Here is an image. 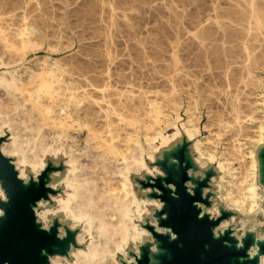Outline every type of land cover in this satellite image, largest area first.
<instances>
[{
	"label": "bare ground",
	"instance_id": "1",
	"mask_svg": "<svg viewBox=\"0 0 264 264\" xmlns=\"http://www.w3.org/2000/svg\"><path fill=\"white\" fill-rule=\"evenodd\" d=\"M212 1L216 3L214 13L205 0H81L86 7L84 16L106 28L105 37L83 51L61 57L48 54L43 72L35 76L38 85H34L32 64L41 58L28 56V52L43 44L48 34L35 24H26L16 30L17 36H11L10 24L0 25V125L6 124L12 138L2 150L19 156L22 177L27 176L28 165L36 175L44 170L49 155L56 163L65 158L67 168L59 180L65 193H51L56 205L42 212L81 228L76 235L80 246L71 250L73 259L57 253L50 256L54 264H122L120 257L131 264L134 257L129 248L139 252L150 240L155 243L154 252H160L151 230L134 218L144 220L155 201L138 194L132 172H152L147 156L154 159L162 146L185 135L200 155L206 154L204 141L196 139L199 128L191 108L201 96L192 67L218 68L209 76L219 89L218 135L227 137L221 143L209 136L205 142L211 149V162L221 173L218 198L232 201L248 218L256 210L264 211L262 162L255 149L245 147L248 139H242L251 136L252 143L264 146V79L258 72L264 66V0H246L249 20L245 31L261 35L257 44L248 36H228L225 29L224 36H213L208 26H220L218 5L223 0ZM157 9L169 12L166 22L175 36L149 45L140 35L146 12ZM190 14L198 28L187 31L193 36H181L179 23ZM3 15L0 12V21L6 19ZM124 31L123 40L114 37ZM93 45L98 48L92 49ZM201 57L204 62L199 63ZM164 82H169L170 93L160 89ZM185 93L189 104L187 118L182 119ZM163 124L174 126L173 135H166ZM47 126L61 144L45 143ZM83 142L86 151L78 153ZM216 148L225 159L216 158ZM196 159L206 167L201 157ZM233 159L237 167L227 163ZM229 168L227 179L223 173ZM235 169L240 177H232ZM52 184L58 189L57 181ZM0 196L6 198L1 184ZM261 260L264 264V256ZM153 262L158 263L154 256Z\"/></svg>",
	"mask_w": 264,
	"mask_h": 264
},
{
	"label": "rangeland",
	"instance_id": "2",
	"mask_svg": "<svg viewBox=\"0 0 264 264\" xmlns=\"http://www.w3.org/2000/svg\"><path fill=\"white\" fill-rule=\"evenodd\" d=\"M81 0H0V12H3L5 20L0 21V25L10 24L12 29L11 36L15 35L18 28L26 26V24H35L43 32L47 33L48 38L36 48L29 49L28 56L39 57L41 60L33 65L34 78L43 72V64L46 57L65 56L70 52H78L85 50V47L91 43L99 41L106 32L96 23L84 16L86 7L82 6ZM178 1V0H177ZM214 4L212 0H205V6L214 13ZM195 5H192L194 7ZM246 0H223L218 5L219 15L221 19L220 26L212 23L208 28L213 32V36H224L223 30L228 32V36L246 37L251 43L257 44L256 38L261 36L259 33L246 34L245 27L248 25L249 12ZM181 7L180 9H182ZM190 8V7H188ZM192 10V9H191ZM195 10H192L194 12ZM148 15L147 22L143 25V31L140 36L145 37L149 41L160 38L173 37L175 33L167 24L169 12L166 9H157L146 12ZM192 15H188L181 23H179L181 36H193L187 31L194 32L197 30L196 24L192 22ZM123 28V27H122ZM36 40L40 41L38 35ZM127 36V31L116 34L117 39L123 40ZM63 44H60V42ZM37 42V43H38ZM152 45V44H151ZM66 48H63L65 47ZM124 45L122 44L121 47ZM59 47V50L56 48ZM92 49L98 48L92 46ZM204 62L201 57L199 63ZM215 63V62H214ZM213 63V64H214ZM216 64V63H215ZM214 64V65H215ZM194 78L199 82V90L201 96L198 98L197 104L191 105L193 115L197 119L198 132L196 139H202L205 146V155H200L193 148V140H189L187 135L182 139H176L169 144L162 146L155 152V158L150 159L147 156L148 165L152 168V172L144 170L142 174L132 172V179L135 181V189L141 197L153 199L155 202L150 203L151 212L144 217V220L138 216H134L135 220L141 225L151 230L152 236L156 240V245L160 252L155 253L153 241H148L138 252L134 247L129 248V255L134 257L131 264H165L166 261L173 260L171 244L180 242V234L176 231L175 215L179 204L184 205L180 191L187 197L192 198L195 206L197 218L200 223L205 220L209 221L205 228L206 244L203 254L211 252L218 242H221L223 249L230 253L227 264H262V256H264V240L257 239V236H264V211L254 212L250 218L240 210H237L233 202L228 199H219V188L217 181L221 173L216 169V164L211 162V149L206 148V138L212 136L213 141H226L227 135H218L219 124L218 116L219 103L216 101V95L219 92L215 82L211 81L209 72L217 71L218 68L209 69L206 65L192 67ZM258 72L262 74L264 79V66L261 65ZM209 80V81H208ZM219 81V80H218ZM34 85H38V77L34 80ZM185 86L184 88H187ZM160 89L165 93H170L171 86L169 82H164ZM217 92V93H216ZM182 107L180 112L182 119L187 118L185 112L189 102L184 94ZM172 113L176 111L170 110ZM209 111V112H208ZM0 184L6 193V198L0 196V210L4 215L0 216V264H15L16 254L24 242L25 232L29 236V245L26 257L29 264H54L50 256L57 253L64 255L69 259H73L71 250L80 246L77 241V232L80 226H73L72 221L66 220L61 216H55L51 212H47L46 222L48 229L43 228L44 220L37 223V212H42L45 207H54L55 200L51 196L53 194L65 193L64 185L60 183V178L66 170L65 158H61L59 162H55L51 156H48L47 167L40 171L37 175L32 168L26 166L27 176H20L21 162L18 155L10 152H3L2 147L8 145L12 141L11 134L6 124L0 125ZM47 126L46 140L47 145H59L62 143L60 139H55L52 129ZM165 127V124H163ZM255 129V128H253ZM250 129V131H254ZM166 135H173L174 126L165 127ZM85 138V137H84ZM222 138V139H218ZM242 139L248 142L246 148H253L257 152L262 162V185L264 187V146H259L251 142V136H243ZM65 140V138L63 139ZM161 140L157 138L156 144ZM85 142L80 145L83 148L78 153L86 151ZM221 144H219V148ZM214 149L216 158H223L220 149ZM31 156V153L29 152ZM196 157H201V162L206 165L201 167ZM85 159V156L82 157ZM231 166L237 167L239 164L236 160L227 161ZM59 171V174H55ZM236 172V176L240 177L237 169L231 170ZM50 173H53L50 177ZM117 178L119 173L115 174ZM229 179L230 168L223 173ZM37 179L39 182L37 183ZM224 179L225 184L228 180ZM57 181L58 189H50L45 187V183ZM62 182V181H61ZM120 183V181H117ZM248 183H244V186ZM264 190V189H263ZM51 192V193H50ZM226 193V186L224 188ZM51 196V199L49 198ZM44 199L41 206H37L36 212L32 206L36 205L38 200ZM264 199V198H263ZM264 206V200L262 201ZM200 215V216H198ZM71 226V228H69ZM58 228L60 236L58 238ZM173 232L178 233V237L174 238ZM242 241L243 246L237 247ZM153 256L158 263L153 262ZM122 264L127 262L120 257Z\"/></svg>",
	"mask_w": 264,
	"mask_h": 264
},
{
	"label": "water",
	"instance_id": "3",
	"mask_svg": "<svg viewBox=\"0 0 264 264\" xmlns=\"http://www.w3.org/2000/svg\"><path fill=\"white\" fill-rule=\"evenodd\" d=\"M180 195L184 205L179 204L176 209L175 227L180 234V242L171 244L174 258L166 261L165 264H227L230 253L223 249L221 242L216 247L202 256L206 244L205 228L209 221L200 223L192 203V198L185 196L181 191ZM29 245V236L25 232L24 242L16 254L15 264H29L26 252Z\"/></svg>",
	"mask_w": 264,
	"mask_h": 264
},
{
	"label": "clouds",
	"instance_id": "4",
	"mask_svg": "<svg viewBox=\"0 0 264 264\" xmlns=\"http://www.w3.org/2000/svg\"><path fill=\"white\" fill-rule=\"evenodd\" d=\"M49 175H50V177H52L53 173H50ZM38 182H39V180L37 179V183ZM45 187L55 190V187L53 186L51 180L45 183ZM49 198L51 199V196H49ZM43 203H44L43 200H38L36 202V205H33L32 206L33 211L36 212L37 206H41V205H43ZM65 212H67V209H65ZM3 215H4L3 211H0V216H3ZM36 215L38 217L37 223H40L41 220H44L45 223L43 224V228L45 230H47L48 229V224L46 222V218L48 216V213L46 211H44V212H37ZM69 228H71V226H69ZM58 238H60V239H63L64 238V237L60 236V229L59 228H58ZM257 239H264V237L257 236ZM242 246H243V243L241 241L240 243H238L237 247H242Z\"/></svg>",
	"mask_w": 264,
	"mask_h": 264
}]
</instances>
